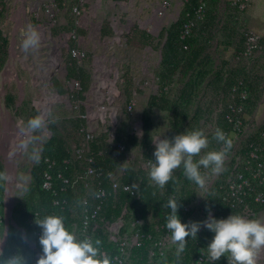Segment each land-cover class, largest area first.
I'll list each match as a JSON object with an SVG mask.
<instances>
[{
    "label": "rangeland",
    "instance_id": "374dc122",
    "mask_svg": "<svg viewBox=\"0 0 264 264\" xmlns=\"http://www.w3.org/2000/svg\"><path fill=\"white\" fill-rule=\"evenodd\" d=\"M156 1L101 0L97 9L99 13L97 21L103 25H111L114 31L111 30L104 40L98 35L89 39L85 47L89 53L82 62V66L89 73V86L78 98L72 97L67 92L60 93L56 88L55 80L64 88L69 87L64 75L68 56L65 58V52L61 57L58 56L59 41L57 42L54 37L50 40L47 30L44 32L47 38L43 43L38 42L25 50L23 43L29 29L26 26L21 28L14 39L19 46L18 56L11 55L10 47L13 40L10 33L11 24L7 18V5L13 0L2 2L0 10V264H8V259L15 256L24 257L25 264H36L41 256L34 243L26 239L9 244L6 240L9 232L11 235L14 234L13 229H19L15 217L23 209L33 186L32 168L39 163L42 145L52 134L64 138L73 164L72 178L75 182L69 206L71 231L75 232L79 239L92 238V241L96 239L95 233L90 226L84 228L83 224L87 214L92 211L88 196L93 188L94 176L85 173L84 160L73 161L78 148L93 154L90 143L85 140L84 131L92 129L95 137L105 134L106 139L111 142L115 128L120 123H124L126 130L141 137L142 119L147 112L150 123L149 133L153 139L157 136L173 137L171 112L155 107L149 109L147 104L149 96L161 90L165 92L167 98L175 99L182 85L177 73L170 80H162L159 72L162 69L160 60L166 29L178 18L184 0H164L167 2L166 10L160 18L153 12ZM205 1L206 14L209 12L212 16L211 24L206 30L200 27L192 29V43H205V51L210 54L213 64L223 72L230 71L229 68L235 70L244 68V78L249 90L250 84H253L258 94L254 102L255 106L244 114L245 133L230 134L232 147L226 154L224 169L233 158L237 159V163L240 162V150L247 139L264 127V0H249L244 11H238L233 6L232 0ZM23 4L26 8L33 3L30 0H23ZM244 26L254 29L262 36V49L251 60L234 66L229 60L242 47L241 29ZM117 33L120 34V40L118 37L113 38ZM225 60L229 63H223ZM55 62L58 65L53 64ZM95 62H101V70H95ZM10 70H14L15 77L10 75ZM101 80L105 85H101ZM114 88L118 91L116 92ZM251 95L255 97L253 92ZM44 96L57 98L49 105L47 113H43ZM224 102V96L212 95L211 90L204 87V84L200 85L194 95L189 107L190 116L199 113L198 126L205 131L209 139L208 148L203 149L194 159L198 160L208 151L219 150V146L215 148L218 141L214 132ZM130 103H133V108L128 111L127 105ZM200 108L205 110L199 112ZM36 117L42 118V126L31 129L29 121ZM104 117L106 120H103ZM78 118L83 119L81 123ZM111 118H114V126L110 123ZM18 122L30 133V136L20 151L8 153L1 148L2 132L14 130ZM193 130L195 127L190 131ZM148 157V152H144L140 144L132 147L121 160L120 166H117L116 174L139 172ZM177 171L181 172L178 177L181 184L185 182L183 167L181 166ZM202 174L207 181V190L194 185L196 196L188 204L187 210L179 212L183 222H190L198 212L200 214L208 212V195L220 173L214 174L211 170L205 169ZM190 186H193L192 181ZM159 217V213H153L149 215V220H158ZM248 218L264 219V205ZM124 220L129 229L134 226L131 216ZM32 223L33 235L37 238L40 229L34 220ZM141 224L142 221L138 226ZM6 227L8 232L5 236ZM21 234L23 236V231ZM106 234L109 238L107 231ZM209 234L208 239L211 240L214 233L209 231ZM5 246L6 250L3 251ZM176 248L177 245L170 239L162 250L164 253L169 251L176 253ZM201 249L205 251L204 248ZM258 264H264V251L258 256Z\"/></svg>",
    "mask_w": 264,
    "mask_h": 264
},
{
    "label": "trees",
    "instance_id": "16d2710c",
    "mask_svg": "<svg viewBox=\"0 0 264 264\" xmlns=\"http://www.w3.org/2000/svg\"><path fill=\"white\" fill-rule=\"evenodd\" d=\"M198 0H184L183 7L178 18L173 21L165 32L164 42L162 44L160 65L162 67L159 72L162 80H170L174 74H178L182 85L177 93L175 99L171 100L166 97L165 92L161 90L159 93L151 94L148 99V108L153 107L160 110H167L171 112V131L175 136L180 133L189 132L195 127V130H200L198 122L199 113H194L190 116L189 107L191 105L194 95L197 93L201 84L211 90L214 96H224L225 102L223 109L219 114L217 121V129H222L224 133L231 138L230 134L235 132L232 129L231 123L227 120L225 114L228 112L227 105L230 102H237V98L231 99L230 94L232 87L242 80L246 86L247 81L244 78V68L234 69L229 68L230 71L223 72L221 68H217L211 60V56L207 53L205 43H192V33L190 37L185 40L180 38V32L183 23L193 14ZM212 16L209 12L205 15L202 22H199L193 30L201 28L206 30L211 24ZM192 30V31H193ZM110 33L107 29H102V34ZM186 45V48H184ZM69 61V62H68ZM66 72L67 76L79 82L80 90L73 93V97H81L82 93L88 89L89 73L83 66H78L74 60L68 56ZM231 61V60H229ZM228 60L223 63L228 64ZM234 69V70H233ZM58 92L63 93L67 90L55 80ZM248 98L244 102V111L241 114L243 122L245 121L244 114L248 109L251 111L255 106L254 102L257 100V91L250 84ZM255 94V97L252 94ZM200 108V111H204ZM191 119V120H190ZM80 123L83 119H77ZM192 121V123H190ZM264 125V124H263ZM149 118L147 112L144 113L142 119V135L137 136L134 133L126 130L124 123H120L114 130V135L111 142L106 139L105 134L94 137L90 142V147L94 156V166L100 167L101 175L94 176V184L88 202L92 210L97 204L100 205L97 211V227L94 231L96 240L101 243L99 245L101 252H104L111 257L112 264H194L195 259L206 249L210 242L208 239L209 230L202 227L198 233V238H189L187 246L183 253L177 255L172 251L164 253L160 256L156 253L153 256L149 255L150 250L154 249V242L163 236L168 229L166 228L167 217L171 213V209L167 207L169 198L182 199L180 201L181 207L179 212L187 210L188 204L196 196L193 186H190V180L185 175V182L179 183L178 177L181 172L174 170L173 178L168 184L161 188L157 186L150 178L149 170L142 168L139 172L130 171L131 179L122 177L121 185L128 184L131 190H123L119 187L116 190L112 189L109 173L114 172L117 166H120L121 160L126 153L132 148L140 144L144 152L151 155L153 144L152 136L149 133ZM215 130V132H216ZM264 127L254 132L246 141V144L240 150V162L245 159L247 144L249 141H254L258 138L259 132L263 131ZM214 132V135H215ZM118 144L124 146V151L118 150ZM219 150L223 148V142H218L215 148ZM264 157V152H263ZM67 161V163H66ZM69 161V162H68ZM85 162V161H84ZM237 159L233 158L222 170L215 180L213 187L208 195V210L217 218H226L231 214L246 215V213L254 214L261 209L264 204L257 203L251 193L247 194L242 202L232 206L230 203L223 200V195L226 193V179L231 174L234 166L237 164ZM86 164V162H85ZM238 169L242 170L243 165L239 164ZM73 164L70 156V151L65 145V140L58 134H52L46 142L42 145L41 159L37 165L32 168L31 174L33 179V186L28 193L27 200L24 202L23 209L15 217V223L19 229H13L14 234L7 237L6 243L15 241H27L34 243L39 253L42 255L43 250L39 242L42 234V229L38 226L36 221H40L48 215H60L65 218V225L71 230V218L69 215V206L73 197V186L71 184H64L60 178L57 177L61 173L63 177L72 178ZM205 169L201 168L203 173ZM210 170V169H209ZM48 171L52 176V186L50 190L42 187L44 173ZM107 192L106 196L101 200L96 197L100 190ZM264 191V187L260 186ZM159 192L161 200L157 193ZM57 202V203H55ZM159 213L158 220H149V215ZM184 214V213H183ZM206 214L196 213L190 220L203 221L206 219ZM131 216L132 220H140L142 224L138 229L142 233V237L138 244L130 249L129 257L126 261L119 263L114 260L117 254V248L107 234V228L104 225V220L115 222L121 220L123 226L120 228L119 234L123 235L126 232L127 223L124 219ZM182 218V215L180 213ZM38 226L37 238L33 235L34 227L32 221ZM102 220V221H101ZM10 230V229H9ZM23 231V236L21 234ZM94 242V241H93ZM6 250V246L3 251ZM216 264H228L227 258L222 257Z\"/></svg>",
    "mask_w": 264,
    "mask_h": 264
},
{
    "label": "built area",
    "instance_id": "2783aa9c",
    "mask_svg": "<svg viewBox=\"0 0 264 264\" xmlns=\"http://www.w3.org/2000/svg\"><path fill=\"white\" fill-rule=\"evenodd\" d=\"M5 0H0V10ZM31 3L25 8L23 0H13V2L7 5V18L11 24V36L12 42L10 52H12V46L14 47V54L11 55L16 57L17 49L19 46L14 41L17 36V32L26 26L27 29L35 30L39 35V42L47 38L45 31L49 32L48 38L50 40L54 37L58 42L57 50L58 56L61 57L63 52L66 56H69L78 66H82L83 60L86 58L89 52L86 51L85 47L88 45V41L92 36H99V38L106 37L108 34H102V26L97 21L99 13L97 9L101 4V0H30ZM3 2V3H2ZM249 0H232L233 6L238 11H244L248 5ZM38 4V5H37ZM166 4L164 0H157L153 7V12L156 17L160 18L165 14ZM24 13V14H23ZM206 15V1L198 0L196 7L193 10V14L183 23L180 38L182 40L190 37L192 29L199 23L202 22ZM23 16V18H22ZM108 28L114 31L111 25ZM117 32V30H116ZM242 34V47L238 50L233 58L231 64L236 66L242 62H247L255 57V55L262 49V36L254 29L244 26L241 29ZM118 37L120 40V34L117 33L113 38ZM112 38V40H113ZM119 44V43H118ZM186 48V45H184ZM97 59V58H96ZM98 61V60H97ZM97 63V64H96ZM58 65L57 62L53 63ZM52 64V65H53ZM58 66L55 68L57 70ZM66 68V67H65ZM95 70H101V62H95ZM66 70V69H65ZM65 78L68 82L67 93L71 94L80 90L79 82L71 79L67 76V72L64 71ZM50 76V74L48 75ZM101 85H105L101 80ZM116 92L118 91L114 88ZM249 90L246 84L239 80L236 85L232 87L230 97L231 99L237 98V102H230L228 112L225 114L227 120L231 123L232 129L235 134L243 135L246 131L245 123L241 118L245 107L244 102L248 98ZM133 103L127 105V110L131 111ZM111 117V116H110ZM102 118V117H101ZM114 119V118H113ZM111 118L110 123L114 126V121ZM103 120H106L104 117ZM84 137L87 143H90L94 139V131L92 129H86L84 131ZM153 149L151 155L145 160L144 168L150 171V166L154 161V150L155 143H153ZM118 150L124 151V146L118 144ZM264 130L259 132V136L254 141H249L247 144L246 157L243 162H239L234 166L233 171L226 179V193L223 195V200L230 203L232 206L239 202H242L243 198L251 193L254 200L257 203L264 204V191L260 189V186L264 187ZM84 160L86 162L85 173L88 176H100V167L94 166V156L91 152H85V149L78 148L75 151L74 160ZM69 162V161H68ZM67 163V161H66ZM239 164L243 165V169L237 168ZM117 167L114 172L109 173L111 180V186L113 190L121 187L123 190H131V186L128 184L121 185V178L125 177L131 179L132 176L122 172L118 173ZM58 178L62 180L64 184L74 185L73 178L63 177L61 173H58ZM52 186V176L46 171L44 173V179L42 187L46 190H50ZM105 190H100L96 197L101 200L106 196ZM159 200H161L159 192L157 193ZM57 203V202H55ZM100 205L97 204L96 208L92 210L86 216V220L83 224L84 228H90L94 232L98 221L97 211ZM250 213H246L244 216H249ZM92 224V226H91ZM140 220L133 221V227H126V232L123 235L119 234L120 228L123 226V222L119 219L115 222H109L104 220V225L108 230L109 239L114 242L117 248V254L114 256V260L122 263L126 261L130 254L132 246L138 244L142 237V233L138 229ZM40 234V233H38ZM92 240V238H91ZM170 233L167 231L163 236L154 242V249L150 250L149 255L153 256L158 253L160 256L164 254L163 247L169 242ZM104 253V252H103ZM194 264H211L201 253L194 261Z\"/></svg>",
    "mask_w": 264,
    "mask_h": 264
},
{
    "label": "clouds",
    "instance_id": "9594fccd",
    "mask_svg": "<svg viewBox=\"0 0 264 264\" xmlns=\"http://www.w3.org/2000/svg\"><path fill=\"white\" fill-rule=\"evenodd\" d=\"M38 42V33L30 28L23 43L24 49ZM41 126V117L29 121L31 129ZM215 139L223 142L224 147L218 151H208L198 160L194 157L209 145L208 136L202 129L152 139L155 143V162L150 166L151 180L163 188L172 180L174 170L182 166L190 181L200 189L207 190L201 168L210 169L214 174L221 173L226 154L232 147V140L222 129L216 130ZM181 200L169 198L167 204L171 213L167 217L166 228L172 243L177 245V255L184 252L188 239L198 238L200 229L205 227L214 233L203 252L211 264H216L222 257L227 258L228 264H258V256L264 251V219H250L238 214L217 218L209 209L205 220L183 222L179 214ZM36 222L42 229L39 242L43 250L36 264H112L111 257L101 252L99 240L79 239L75 232L66 227L63 216L48 215ZM8 264H25V260L24 257L15 256L8 259Z\"/></svg>",
    "mask_w": 264,
    "mask_h": 264
},
{
    "label": "bare ground",
    "instance_id": "6f19581e",
    "mask_svg": "<svg viewBox=\"0 0 264 264\" xmlns=\"http://www.w3.org/2000/svg\"><path fill=\"white\" fill-rule=\"evenodd\" d=\"M12 55L14 54V47L12 46ZM10 66V65H9ZM10 75L14 76V70H10ZM15 77V76H14ZM35 79V78H34ZM97 86V84H96ZM95 87V86H94ZM56 97L44 96L43 113H47L49 105L54 102ZM112 110V109H111ZM30 133L22 127L20 122L16 123L14 130H5L2 132L1 148L7 150L8 153H16L21 150L22 146L28 141ZM263 252V251H262Z\"/></svg>",
    "mask_w": 264,
    "mask_h": 264
},
{
    "label": "crops",
    "instance_id": "0c3cea01",
    "mask_svg": "<svg viewBox=\"0 0 264 264\" xmlns=\"http://www.w3.org/2000/svg\"><path fill=\"white\" fill-rule=\"evenodd\" d=\"M103 28H105V29H107L109 32H111V29L108 28V24H104V25L102 26V29H103ZM102 29H101V30H102ZM107 34H109V33H107Z\"/></svg>",
    "mask_w": 264,
    "mask_h": 264
},
{
    "label": "water",
    "instance_id": "95a60500",
    "mask_svg": "<svg viewBox=\"0 0 264 264\" xmlns=\"http://www.w3.org/2000/svg\"><path fill=\"white\" fill-rule=\"evenodd\" d=\"M5 231H6L5 234H7V232H8V228H7V227H6ZM5 236H6V235H5Z\"/></svg>",
    "mask_w": 264,
    "mask_h": 264
}]
</instances>
